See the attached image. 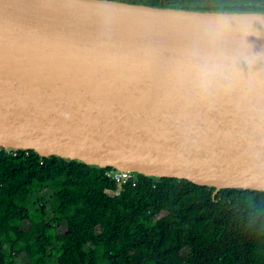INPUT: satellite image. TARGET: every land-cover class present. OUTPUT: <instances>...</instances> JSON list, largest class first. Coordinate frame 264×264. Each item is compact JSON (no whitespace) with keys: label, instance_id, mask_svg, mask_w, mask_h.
Here are the masks:
<instances>
[{"label":"water","instance_id":"95a60500","mask_svg":"<svg viewBox=\"0 0 264 264\" xmlns=\"http://www.w3.org/2000/svg\"><path fill=\"white\" fill-rule=\"evenodd\" d=\"M0 148L264 192V13L0 0Z\"/></svg>","mask_w":264,"mask_h":264},{"label":"trees","instance_id":"16d2710c","mask_svg":"<svg viewBox=\"0 0 264 264\" xmlns=\"http://www.w3.org/2000/svg\"><path fill=\"white\" fill-rule=\"evenodd\" d=\"M115 1L264 13V0ZM113 170L0 148V264H264L263 191Z\"/></svg>","mask_w":264,"mask_h":264},{"label":"built area","instance_id":"2783aa9c","mask_svg":"<svg viewBox=\"0 0 264 264\" xmlns=\"http://www.w3.org/2000/svg\"><path fill=\"white\" fill-rule=\"evenodd\" d=\"M133 173L127 171L113 170L109 175L118 183H124L132 177Z\"/></svg>","mask_w":264,"mask_h":264},{"label":"rangeland","instance_id":"374dc122","mask_svg":"<svg viewBox=\"0 0 264 264\" xmlns=\"http://www.w3.org/2000/svg\"><path fill=\"white\" fill-rule=\"evenodd\" d=\"M44 195L46 196V197H48V196H50V192L49 191H46L45 193H44ZM35 198V196H31V199L33 200ZM28 226V224H27V222H24L23 224H22V227L23 228H26ZM62 231H63V229H61Z\"/></svg>","mask_w":264,"mask_h":264},{"label":"flooded vegetation","instance_id":"af4514ba","mask_svg":"<svg viewBox=\"0 0 264 264\" xmlns=\"http://www.w3.org/2000/svg\"><path fill=\"white\" fill-rule=\"evenodd\" d=\"M214 9V10H213ZM188 10H193V9H188ZM198 11H216V8H212L211 10H198ZM219 12V11H218Z\"/></svg>","mask_w":264,"mask_h":264}]
</instances>
